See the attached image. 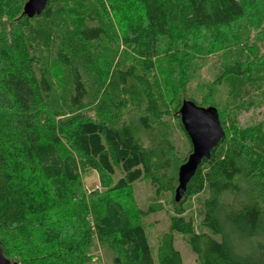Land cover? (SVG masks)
<instances>
[{
  "label": "trees",
  "instance_id": "16d2710c",
  "mask_svg": "<svg viewBox=\"0 0 264 264\" xmlns=\"http://www.w3.org/2000/svg\"><path fill=\"white\" fill-rule=\"evenodd\" d=\"M136 1L143 27L124 35V47L139 55L130 57L115 38L113 18L121 24L129 10L124 0H50L33 19L23 14L27 0H0L3 254L18 264H86L97 240L115 252L114 264H183L179 235L197 264H264V131L244 133L238 120L253 106L251 80L264 61L224 34L238 21L253 24L247 10L257 0ZM206 36L227 50L222 74L199 101L183 92L197 58L213 52ZM164 54L168 64L157 67ZM160 81L174 87L168 100ZM184 100L215 106L225 136L177 203L176 151L161 125L165 115L176 119L192 152L179 115ZM93 171L101 189L84 196L81 177ZM143 182L156 201L170 194L174 209L156 257L142 219L161 203L135 210L118 196ZM204 192L199 232L186 204Z\"/></svg>",
  "mask_w": 264,
  "mask_h": 264
},
{
  "label": "rangeland",
  "instance_id": "374dc122",
  "mask_svg": "<svg viewBox=\"0 0 264 264\" xmlns=\"http://www.w3.org/2000/svg\"><path fill=\"white\" fill-rule=\"evenodd\" d=\"M124 2L126 3V7H129V10L126 14V19L121 20V24H118L116 18H113L117 28V35L115 38L119 43V48L121 50H128L131 54L129 55L130 57H138L139 55L137 51L130 47H124L123 38L124 35L128 33V28L134 27L141 29L143 27L142 9L136 0H124ZM67 3L71 4V2ZM114 3L119 4L117 1ZM69 6L71 7V5ZM247 14V17L252 19L253 24H249L246 19L238 21L232 26L226 27L224 29V34L228 35L227 41L229 42H234L238 36L239 41L250 46L253 49L254 54L259 57L260 62H262L264 61V0H257L255 8L252 7L251 9H248ZM258 20L259 24H256V21ZM206 38V43L209 42L207 44H211V50L213 52H206V54L197 58L201 67L190 73L187 86L188 90L183 92L184 97L189 95L199 101L202 99L204 100V98L207 97L211 87L222 74L227 50L226 44L223 42L211 40L208 36H206ZM166 57V54L160 56L157 67L166 66L168 64V59ZM158 60H155L156 63ZM260 70L263 71L253 76L254 79L251 80V83L253 84L251 93L254 100L253 106L247 110H241L238 115L239 124L244 133L252 131L253 128L257 129L260 125L264 131V66L260 68ZM160 82L165 89V95L168 100L170 96L174 95V87H172V89H166L164 83L162 81ZM225 85L229 89L236 88V86L231 85V82H226ZM241 95L242 94H239V97ZM218 98L221 99V95H219ZM235 100L236 98L234 97L230 101ZM222 103H224V100H222ZM88 111L90 115H94L92 110ZM225 116L228 117V121L230 122V113H227ZM161 127L162 133L165 136L164 139L166 142L172 144L176 151L174 165L177 167L176 170H178L183 164V159L186 156L188 158L190 155H188L189 146L187 137L180 128L178 121L171 116L165 115ZM99 189H101V183L98 172L93 171L90 175L81 177V187L79 188L81 194L88 196L93 190ZM129 194L130 195L119 194L118 196L123 199V202H127L129 207L132 206L135 210H145L148 205L155 202L161 203L163 207L160 212L142 219V223L150 242L152 254L156 257L160 236L169 230L170 219L174 214L171 195L164 194L158 201H156L157 199L155 198L154 191L148 182L135 185ZM206 197L207 193L204 192L189 199L186 204V216L193 219L195 228L199 232L204 230L200 226V221L202 218L203 201ZM175 246L180 252L183 264H197L195 255L191 252L183 237L175 235ZM89 255H91L92 258L86 264H114L113 260L115 252L108 246H101L97 240L89 249Z\"/></svg>",
  "mask_w": 264,
  "mask_h": 264
},
{
  "label": "water",
  "instance_id": "95a60500",
  "mask_svg": "<svg viewBox=\"0 0 264 264\" xmlns=\"http://www.w3.org/2000/svg\"><path fill=\"white\" fill-rule=\"evenodd\" d=\"M49 2L50 0H27L23 14L30 19L40 16ZM179 115L183 129L190 139L192 152L178 169V186L174 194V200L177 203L184 197L189 182L203 161L211 158V152L225 136L220 115L215 106L202 107L194 101L184 100ZM0 264H18L5 257L1 241Z\"/></svg>",
  "mask_w": 264,
  "mask_h": 264
}]
</instances>
